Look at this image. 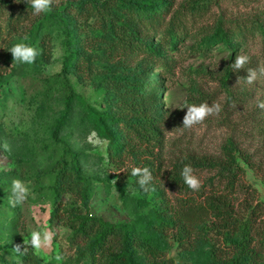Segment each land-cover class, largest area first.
Listing matches in <instances>:
<instances>
[{"label": "rangeland", "instance_id": "rangeland-1", "mask_svg": "<svg viewBox=\"0 0 264 264\" xmlns=\"http://www.w3.org/2000/svg\"><path fill=\"white\" fill-rule=\"evenodd\" d=\"M105 1L53 0L50 14H34L27 0H0V264H13L15 246H22L31 231L46 228L55 229L56 236L51 247L41 249L42 254L24 245L33 259L74 264L77 244L72 230L53 214L59 200L64 209L80 206L106 221L135 225L142 235L153 233L154 210L162 200L172 205L179 199L200 204L211 189L207 179L213 172L195 168L193 174L201 186L185 196L167 180L173 164L220 157L228 138L242 154L239 162L245 170L233 196L237 215L252 220L249 211L259 205L256 212L260 210L264 219V0H167L169 11L147 34L153 50L132 57L133 64L142 63L140 77L148 83L150 116L161 131L158 143L152 145L159 156L155 174L141 188L138 179L127 174L128 167L113 164L108 140L98 135L75 102L59 136L76 154L88 178L89 202L84 207L73 192L52 188L54 164L63 151L52 140L51 130L63 111L65 94L49 78L62 68L68 35L90 64L82 76L68 74L88 105L105 109L113 104L118 98L113 83L125 75L120 65L106 59L104 51L112 38L114 16L126 12L118 0H108L111 5L101 9L98 5ZM136 1L154 4L157 0ZM218 28L227 33L228 43L216 40ZM20 42L38 49L33 64L13 61L10 50ZM237 55L250 57L240 70L231 66ZM248 69L257 73L251 84L246 80ZM201 103L219 105L221 110L184 127L187 107ZM14 179L31 189L28 199L15 208L8 203ZM188 229V234L179 232L177 220L160 228L165 258L175 264H209V257L234 255L213 220ZM256 236L255 247L260 241Z\"/></svg>", "mask_w": 264, "mask_h": 264}, {"label": "trees", "instance_id": "trees-1", "mask_svg": "<svg viewBox=\"0 0 264 264\" xmlns=\"http://www.w3.org/2000/svg\"><path fill=\"white\" fill-rule=\"evenodd\" d=\"M118 3L124 8L126 15L114 16V21L110 24L112 38L104 51L106 59L120 65L125 73L113 83L118 95L117 100L105 109H100L88 105L74 90L68 74L72 72L82 76L90 64L81 57L69 35L66 43L68 51L62 68L59 73L49 78L51 80L49 83L58 85L65 94L63 111L51 130L52 140L61 145L63 151V156L54 164L57 172L52 188L59 192L67 190L73 192L84 207L87 206L90 198L88 178L78 166L76 154L59 136L75 102L83 107L86 120L92 124L98 135L108 140L111 162L119 168L128 167L127 174H131L133 168H148L153 176L156 169L155 162L159 158L152 145L158 143L161 131L150 116L152 103L150 106L148 83L140 77L142 63L133 64L132 57L142 50H153L147 41V34L151 32L150 30H155V24H161L171 5L167 0H157L154 4L136 0H118ZM109 5L111 4L106 0L98 6L105 9ZM160 6L163 7L158 10ZM69 29L70 27H67V34ZM261 33L264 35L263 29ZM215 36L217 41L228 43V35L221 28L217 29ZM37 42L36 38L31 41L33 46ZM240 158L242 159V154L238 152L234 141L228 138L221 147L220 157L202 158L194 163H188L186 160L174 163L167 173V180L171 186L185 192V196L193 192L185 185L180 175L185 165H190L192 169L200 168L213 172V175L207 179L211 189L208 194L203 195L204 203L200 204L179 199L172 205L162 200L153 214V222L157 227L150 234L138 233L135 225L112 223L101 217L89 215L80 206L74 205L64 209L59 200L53 214L72 230L73 240L77 244V255L73 263L175 264L172 259L164 256L160 228L171 223L175 225L177 220L178 231L184 235L188 234L190 225L211 219L220 234L229 241V247L234 255L225 258L209 257V264H258L260 260H262L260 264H264L262 253L264 252V219H260L262 216L260 210L256 212L259 205L249 211L252 220L237 215L233 196L245 174L239 162ZM254 223H257L256 229L252 228ZM252 229L255 231V236ZM256 235L260 236V241L255 247ZM135 253L138 254L137 257L134 256ZM13 264L58 263L42 262L36 257L33 259L29 247L22 245L21 254L17 253Z\"/></svg>", "mask_w": 264, "mask_h": 264}, {"label": "clouds", "instance_id": "clouds-1", "mask_svg": "<svg viewBox=\"0 0 264 264\" xmlns=\"http://www.w3.org/2000/svg\"><path fill=\"white\" fill-rule=\"evenodd\" d=\"M53 0H27V3L31 4L34 14L43 12L44 14H50L52 11L51 4ZM13 56V61L31 65L34 63L39 51L33 46L27 43L20 42L16 43L10 50ZM250 62V57L247 55H237L235 62L231 66L240 70L245 67ZM246 80L249 84L257 78V73L255 70H247ZM264 107V104L261 105ZM219 105L209 106L206 103L191 104L187 107V113L183 119V126L190 127L194 124L202 122L207 116L211 115L213 112H220ZM94 136L95 133H92ZM5 149L10 150L8 145L4 146ZM133 177H138V184L141 188H144L151 180V172L148 168H133L131 171ZM185 185L193 191L199 190L201 186V181L193 174V169L190 165H185L180 173ZM30 187L21 179H14L11 182V196L9 197L8 203L11 207L15 208L22 205L30 195ZM56 236L55 229H42L33 230L29 233L28 239L23 241L24 245H30L37 254H42V248H48L52 246L54 237ZM21 245H16L14 251L21 254ZM26 250V249H25ZM57 260L60 259L59 256L56 257Z\"/></svg>", "mask_w": 264, "mask_h": 264}]
</instances>
